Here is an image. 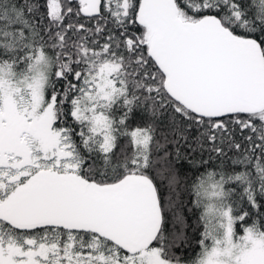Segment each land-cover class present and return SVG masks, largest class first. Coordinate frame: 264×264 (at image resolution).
Instances as JSON below:
<instances>
[{"label":"snow or ice","instance_id":"snow-or-ice-1","mask_svg":"<svg viewBox=\"0 0 264 264\" xmlns=\"http://www.w3.org/2000/svg\"><path fill=\"white\" fill-rule=\"evenodd\" d=\"M0 264H264V0H0Z\"/></svg>","mask_w":264,"mask_h":264}]
</instances>
